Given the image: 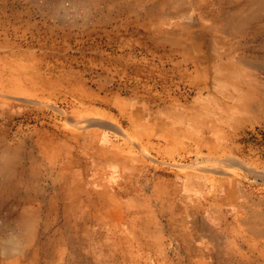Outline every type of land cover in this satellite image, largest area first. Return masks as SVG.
<instances>
[{"label":"rangeland","instance_id":"374dc122","mask_svg":"<svg viewBox=\"0 0 264 264\" xmlns=\"http://www.w3.org/2000/svg\"><path fill=\"white\" fill-rule=\"evenodd\" d=\"M0 264H264V0H0Z\"/></svg>","mask_w":264,"mask_h":264}]
</instances>
